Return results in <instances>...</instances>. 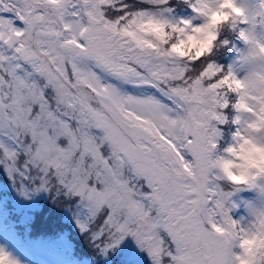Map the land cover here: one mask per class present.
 <instances>
[{
    "label": "snow or ice",
    "instance_id": "6c2138e0",
    "mask_svg": "<svg viewBox=\"0 0 264 264\" xmlns=\"http://www.w3.org/2000/svg\"><path fill=\"white\" fill-rule=\"evenodd\" d=\"M180 3L191 16L0 0V169L78 197L102 251L131 237L150 264H264V0Z\"/></svg>",
    "mask_w": 264,
    "mask_h": 264
},
{
    "label": "rangeland",
    "instance_id": "374dc122",
    "mask_svg": "<svg viewBox=\"0 0 264 264\" xmlns=\"http://www.w3.org/2000/svg\"><path fill=\"white\" fill-rule=\"evenodd\" d=\"M129 2L136 3V0ZM170 5L178 19L191 16L190 10L181 4L180 0H170ZM231 34L225 29L220 39H228L241 47L242 45H239L234 36H230ZM213 59L227 68L233 62L234 53L231 47H220L214 51ZM233 130L230 127L224 129L222 146L230 142ZM0 177L5 181L0 183V193L4 194L6 192L4 189L12 191L11 195L6 194L0 199V226L9 218L8 225L0 229V249H3L17 264H68L67 257L78 252H83V257L74 260L72 264H97V261L101 260L100 254L104 256L101 264H150L147 255L137 248L131 237L125 238L115 249L102 251L101 242L92 238V233L97 230L100 222L89 224L88 230L83 232L77 226L78 220L83 222L85 219L78 197L66 193L55 185L48 191L35 192L27 183L10 178L3 169H0ZM252 195L246 192L243 198L251 199ZM29 223L36 227L39 225L41 228L65 226L67 230L52 242L47 251L40 254L42 258H34L36 254L32 249H27L26 253H23L16 248L19 239L17 230L21 224ZM84 254L88 255V258H85Z\"/></svg>",
    "mask_w": 264,
    "mask_h": 264
},
{
    "label": "trees",
    "instance_id": "16d2710c",
    "mask_svg": "<svg viewBox=\"0 0 264 264\" xmlns=\"http://www.w3.org/2000/svg\"><path fill=\"white\" fill-rule=\"evenodd\" d=\"M232 35L233 34H231L230 36H232ZM0 183H5V181L1 177H0ZM1 191H3V190H1ZM4 191H6V192H4V194L3 193H0V199L3 198L6 194H9V195L12 194V191L11 190H5L4 189ZM17 226H18V224H17ZM66 230H67V228L65 226H63V227H56V228L55 227H51V228H49V227L48 228L47 227L46 228H41V227H39V225H37V227H36V226H32V224L29 223L28 225L27 224H21V227L19 228V231L18 232L21 234L22 237L25 236V235H27V234L34 235V236H45V235H51L52 234V237H53L54 234L57 233L58 231H61V234H62ZM99 256H101V260H98L97 261V264H101L102 261H103V259H104V256L103 255L100 254ZM80 257H83V255L80 256ZM84 257L85 258H88V255L86 256L84 254Z\"/></svg>",
    "mask_w": 264,
    "mask_h": 264
},
{
    "label": "clouds",
    "instance_id": "9594fccd",
    "mask_svg": "<svg viewBox=\"0 0 264 264\" xmlns=\"http://www.w3.org/2000/svg\"><path fill=\"white\" fill-rule=\"evenodd\" d=\"M231 143H232V141H231V139H230V142H228L226 145H224V147H228ZM221 153L224 154V153H223V149H221Z\"/></svg>",
    "mask_w": 264,
    "mask_h": 264
}]
</instances>
